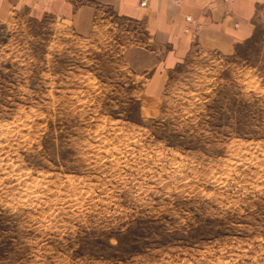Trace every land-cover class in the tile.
I'll list each match as a JSON object with an SVG mask.
<instances>
[{"label": "rangeland", "instance_id": "rangeland-1", "mask_svg": "<svg viewBox=\"0 0 264 264\" xmlns=\"http://www.w3.org/2000/svg\"><path fill=\"white\" fill-rule=\"evenodd\" d=\"M110 15L0 19V264H264V27L165 62Z\"/></svg>", "mask_w": 264, "mask_h": 264}, {"label": "crops", "instance_id": "crops-1", "mask_svg": "<svg viewBox=\"0 0 264 264\" xmlns=\"http://www.w3.org/2000/svg\"><path fill=\"white\" fill-rule=\"evenodd\" d=\"M0 0V19L15 12L37 16L70 18L90 28L96 15L111 14L142 21L165 49V62H173L188 52L191 43L230 52L264 27V0ZM190 15L199 27L188 24ZM186 28L189 31L186 32ZM155 42V40H154Z\"/></svg>", "mask_w": 264, "mask_h": 264}, {"label": "built area", "instance_id": "built-area-1", "mask_svg": "<svg viewBox=\"0 0 264 264\" xmlns=\"http://www.w3.org/2000/svg\"><path fill=\"white\" fill-rule=\"evenodd\" d=\"M212 1H213V0H209L210 3H211ZM146 2H147V0H141V1H140V5H141V6H145V5H146ZM184 21H185L186 23H188V24H193V25H195V26H197V27L200 26V24L197 23V21H196L192 16H190V15L185 16V17H184ZM186 31H189V28H186Z\"/></svg>", "mask_w": 264, "mask_h": 264}]
</instances>
